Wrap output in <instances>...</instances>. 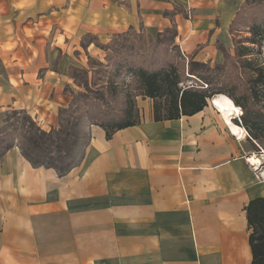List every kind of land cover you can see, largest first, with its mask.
<instances>
[{
  "label": "crops",
  "instance_id": "crops-1",
  "mask_svg": "<svg viewBox=\"0 0 264 264\" xmlns=\"http://www.w3.org/2000/svg\"><path fill=\"white\" fill-rule=\"evenodd\" d=\"M253 1L0 0V59L16 58L0 107L59 127L71 102L66 59L85 34L173 30L184 56L220 64L230 25ZM144 116L110 139L91 125L83 160L65 174L17 146L4 155L0 264H250L246 207L264 197V170L258 177L247 139L209 102L175 120Z\"/></svg>",
  "mask_w": 264,
  "mask_h": 264
},
{
  "label": "trees",
  "instance_id": "trees-1",
  "mask_svg": "<svg viewBox=\"0 0 264 264\" xmlns=\"http://www.w3.org/2000/svg\"><path fill=\"white\" fill-rule=\"evenodd\" d=\"M254 5L264 9L263 2ZM241 10L236 17L239 16ZM234 23L235 20L230 25V33L234 31ZM254 29L257 33L260 26L256 25ZM263 43L264 32L257 44L262 46ZM100 48L107 49V46H100ZM240 50L238 44H234V55L222 50L223 63L214 67H208L205 63L191 62L190 75L192 77L183 76V73L172 63L154 69L153 66L156 65L153 63L154 60L148 65L132 68L142 86V95L154 100L153 120H175L181 116H192L207 105V100L211 99L212 95L223 94L240 108L241 126L251 140L259 141L264 138V106H260V103H264V62L256 63ZM72 71L70 76L75 80L73 73H78L80 70L72 68ZM189 79H195L200 84L196 87L184 88L183 83ZM87 92H90L89 89H85V92L71 94L72 100L69 107L62 109L59 114L61 122L63 113L73 117L76 112L84 108L83 116L92 125L104 130L106 139H110L119 130L139 124V121H134V105L131 106L130 102L121 112L122 115L115 117L102 108L100 99L89 98ZM158 98H163L165 104L161 105L162 102H158ZM1 129L0 161L10 149L18 145L23 157L34 166L52 167L59 174H65L74 166L70 152L67 151L68 148L65 145V140L70 134L66 130L63 131V127L57 130L51 129L48 132L39 130L37 136L27 132L18 133ZM55 151H57V156L53 155ZM246 216L250 229L249 245L252 255L250 264H264V197L249 202L246 207Z\"/></svg>",
  "mask_w": 264,
  "mask_h": 264
},
{
  "label": "rangeland",
  "instance_id": "rangeland-1",
  "mask_svg": "<svg viewBox=\"0 0 264 264\" xmlns=\"http://www.w3.org/2000/svg\"><path fill=\"white\" fill-rule=\"evenodd\" d=\"M260 2L264 3V0L248 2V5L244 6L239 16L235 18L234 31L231 33L233 49L232 51L224 50L226 53L234 55V44H238L241 53L247 54V58L256 63L264 62V43L262 46L257 44L262 32H264V9L254 5ZM187 16H190L188 12ZM256 25L260 26L257 33H255L254 29ZM173 32V30H170L155 36H147L144 33L129 30L125 34H110L101 37L90 34L81 36L80 40L75 44L74 54H72L71 58L66 59V64H69L68 77L72 82L70 86H66L67 96L72 100V93H81L85 92V89H89L90 92L86 93L87 96L100 99L102 108L115 117L121 116L126 104L130 102L131 106L134 105V121L142 122L145 119L146 110L150 109H152L153 119L154 100L142 95V86L132 68L148 65L149 62L154 60L153 63L156 64L153 66L154 69L172 63L183 73V76L192 77L190 68L191 62L194 60L192 61L188 56H184L180 47L175 43ZM100 46H107V49H102ZM14 61H16V58L4 61L0 59V79L5 77V66ZM205 64L208 67H214V65ZM72 68L80 70L78 73H73L75 80L70 76V73L73 72ZM247 76L250 77V75ZM197 84L200 83L195 79H189L182 86L184 88L196 87ZM204 86L206 85L204 84ZM157 101L162 102L161 105L165 104L163 98H158ZM208 102L207 100V104ZM260 106H264V103H260ZM3 107H0L1 130H13L18 133L27 132L30 135L34 134L37 136L39 130L48 132L51 129L57 130L63 127V131L66 130L70 134L65 140V145L68 148L67 151L70 152L74 166L81 163L90 139L89 127L92 125L83 116L84 108L76 112L73 117L63 113L62 122L59 118L62 110L58 111L59 127L53 128L46 126L34 113L19 109L6 110V107ZM239 116L234 117L233 122L241 126L238 121ZM68 122L69 124H67ZM245 138L249 142L248 151H251V154L262 156L259 147L264 145V138L256 141L258 146L252 143L250 136L246 135ZM18 141L20 143V139ZM17 147L19 148L18 145ZM54 154L57 156V151ZM262 166L264 167V165Z\"/></svg>",
  "mask_w": 264,
  "mask_h": 264
},
{
  "label": "bare ground",
  "instance_id": "bare-ground-1",
  "mask_svg": "<svg viewBox=\"0 0 264 264\" xmlns=\"http://www.w3.org/2000/svg\"><path fill=\"white\" fill-rule=\"evenodd\" d=\"M208 101L212 107L216 108L220 117L224 120L226 126H228L229 131L231 130L230 132H233L239 140H243L246 136V130L233 122V118L241 114L240 108L235 106L232 100L225 95H214ZM262 153V156L253 155L249 159L258 172L264 168L262 166L264 165V147Z\"/></svg>",
  "mask_w": 264,
  "mask_h": 264
},
{
  "label": "built area",
  "instance_id": "built-area-1",
  "mask_svg": "<svg viewBox=\"0 0 264 264\" xmlns=\"http://www.w3.org/2000/svg\"><path fill=\"white\" fill-rule=\"evenodd\" d=\"M238 119H239V118H238ZM238 121H239V123H241V122H240V119H239ZM253 169H255V167H253ZM258 177L263 178V175H262V172H261V171L258 172Z\"/></svg>",
  "mask_w": 264,
  "mask_h": 264
}]
</instances>
